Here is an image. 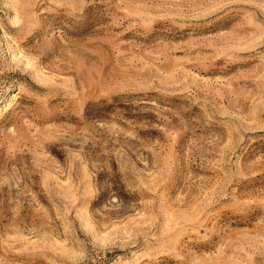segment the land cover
<instances>
[{
	"label": "rangeland",
	"instance_id": "1",
	"mask_svg": "<svg viewBox=\"0 0 264 264\" xmlns=\"http://www.w3.org/2000/svg\"><path fill=\"white\" fill-rule=\"evenodd\" d=\"M0 264H264V0H0Z\"/></svg>",
	"mask_w": 264,
	"mask_h": 264
}]
</instances>
